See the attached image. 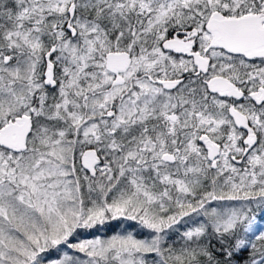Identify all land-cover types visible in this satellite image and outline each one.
Wrapping results in <instances>:
<instances>
[{"label":"snow or ice","instance_id":"1","mask_svg":"<svg viewBox=\"0 0 264 264\" xmlns=\"http://www.w3.org/2000/svg\"><path fill=\"white\" fill-rule=\"evenodd\" d=\"M0 264H264V0H0Z\"/></svg>","mask_w":264,"mask_h":264}]
</instances>
